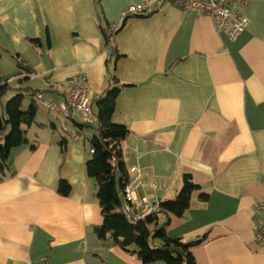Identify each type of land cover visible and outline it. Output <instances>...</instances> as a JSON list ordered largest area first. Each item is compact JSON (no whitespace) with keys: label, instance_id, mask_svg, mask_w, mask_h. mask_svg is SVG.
Masks as SVG:
<instances>
[{"label":"crops","instance_id":"crops-1","mask_svg":"<svg viewBox=\"0 0 264 264\" xmlns=\"http://www.w3.org/2000/svg\"><path fill=\"white\" fill-rule=\"evenodd\" d=\"M144 1L0 0L1 78L43 95L29 143L0 173V264H143L94 232L103 215L87 163L98 119L72 113L65 99L79 73L92 99L124 86L113 122L130 130L122 143L130 181L138 169L146 185L137 197L174 200L184 174L200 186L185 215L169 222V237L207 234L192 249L197 264H264L256 241L264 219L256 207L264 200V0H231L250 21L236 40L210 16L173 5L122 20ZM112 24L121 25L109 44ZM46 101L62 112L51 113Z\"/></svg>","mask_w":264,"mask_h":264},{"label":"trees","instance_id":"trees-1","mask_svg":"<svg viewBox=\"0 0 264 264\" xmlns=\"http://www.w3.org/2000/svg\"><path fill=\"white\" fill-rule=\"evenodd\" d=\"M104 35L106 42L111 44L106 30ZM123 87L116 83L101 97L92 99L98 127L97 135L90 141L93 156L87 163V171L96 180L97 198L103 215V224L96 226L94 232L99 240L110 239L113 244L138 255L143 264H197L192 249L205 242L208 235L186 242L180 238H171L167 233L171 219L182 218L190 208L193 194L200 190L191 175L184 174L183 186L177 197L171 201L160 202L157 212L146 221L132 225L122 212V191L130 182L122 143L130 130L124 125L114 123L113 116ZM39 93L42 92L3 82L0 73V173L11 169L13 151L29 143L28 129L37 123L39 105L36 96ZM10 94L14 96L1 109L4 99ZM25 97L31 100L26 111L23 110ZM70 189L67 182L61 183V194L67 196ZM200 198L207 201L208 195L201 193ZM161 215L167 219L164 225L158 223ZM152 241H160L161 246L154 248Z\"/></svg>","mask_w":264,"mask_h":264},{"label":"built area","instance_id":"built-area-1","mask_svg":"<svg viewBox=\"0 0 264 264\" xmlns=\"http://www.w3.org/2000/svg\"><path fill=\"white\" fill-rule=\"evenodd\" d=\"M164 5L178 7L184 14H204L210 16L214 21L218 32H224L229 39L236 40L241 33L249 28L250 21L247 17L234 10L231 0H147L135 4L122 12V20L131 16H150L159 11ZM121 24H112L106 30V35L113 41L118 33ZM36 98L43 99L42 93ZM66 103L74 114L82 115L87 121L96 119L92 108V96L88 86L87 77L79 73L72 81L70 88L65 95ZM44 106L54 113H61V106L54 101H46ZM64 131L68 129L63 127ZM77 138V137H76ZM93 153V150H91ZM136 175L125 186L122 191L123 206L122 212L132 225L146 221L153 213L157 212L158 204L151 197H137L136 190L146 185L142 181V175L138 169H134ZM133 170V172H134ZM160 186L152 183L149 186L151 191H157ZM256 207L264 211V200ZM256 241L264 250V219L256 230Z\"/></svg>","mask_w":264,"mask_h":264},{"label":"rangeland","instance_id":"rangeland-1","mask_svg":"<svg viewBox=\"0 0 264 264\" xmlns=\"http://www.w3.org/2000/svg\"><path fill=\"white\" fill-rule=\"evenodd\" d=\"M19 84V82L18 83H15V85H18ZM12 96L13 95H11V96H9L10 98L9 99H6L7 100V102L12 98ZM8 97V96H7ZM7 102H6V104H7ZM38 103H42L41 101H38ZM31 104V100H30V98H28V97H25V101H24V105H23V110H28V108H29V105ZM40 107H41V109H43V104H41L40 105ZM50 112V111H49ZM52 113V112H51ZM76 118H79V116H76ZM68 124H69V126H72V123L69 121L68 122ZM157 183V182H156ZM158 184V183H157ZM159 186H161L160 184H158Z\"/></svg>","mask_w":264,"mask_h":264},{"label":"water","instance_id":"water-1","mask_svg":"<svg viewBox=\"0 0 264 264\" xmlns=\"http://www.w3.org/2000/svg\"><path fill=\"white\" fill-rule=\"evenodd\" d=\"M25 70L29 71V68H26Z\"/></svg>","mask_w":264,"mask_h":264}]
</instances>
